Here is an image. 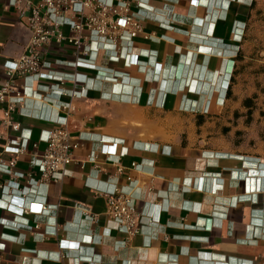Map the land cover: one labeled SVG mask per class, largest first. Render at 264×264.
<instances>
[{
    "label": "crops",
    "instance_id": "crops-1",
    "mask_svg": "<svg viewBox=\"0 0 264 264\" xmlns=\"http://www.w3.org/2000/svg\"><path fill=\"white\" fill-rule=\"evenodd\" d=\"M20 7L0 0V91L11 86L0 100V159L27 142L19 191H3L15 179L0 173V264H264V142H249L253 122L240 125L264 0H114L110 21L134 14L143 31L93 43L89 56L51 40L39 56L55 80L7 76L32 37ZM78 58L87 68L72 65ZM60 119L79 147L67 175L44 182L30 162ZM114 191L135 203L139 233L110 222Z\"/></svg>",
    "mask_w": 264,
    "mask_h": 264
},
{
    "label": "built area",
    "instance_id": "built-area-1",
    "mask_svg": "<svg viewBox=\"0 0 264 264\" xmlns=\"http://www.w3.org/2000/svg\"><path fill=\"white\" fill-rule=\"evenodd\" d=\"M21 2H26L23 8L19 6ZM113 2L114 0H37V3L33 4L31 0H10L12 6L20 7L22 19H25L32 32V37L26 52L17 61L6 64L7 76L10 79L17 75H23L55 80V76L41 73V69L48 68L50 64L48 62L42 63L39 56L42 47L49 44L53 39L59 44L65 42L72 44L77 50H80L84 45L86 56H89L87 48L93 43L110 42V44L116 45L124 37L131 41L143 31L142 20L132 14L111 22L109 13ZM123 5L127 8L125 4ZM86 8H91L95 12L86 15ZM68 12H73L74 16L77 17L68 18ZM65 26L69 27L71 32V36L68 38L61 31ZM119 30H123L124 34H117ZM86 63H88V60L85 58H78L72 65L87 68ZM230 82L231 77L228 84ZM10 88L9 83L4 85V88L0 91L1 101L4 100V94L10 91ZM225 98L226 94L224 100ZM6 115V123L12 125L14 130L18 131L19 126L12 124L9 114ZM57 124L58 127L48 133L45 153L40 157L34 155L30 162L32 168L38 169L44 182L50 180L61 181L67 175L66 167L73 161V152L79 147L78 143H73L70 140L66 128V119L58 120ZM26 143L22 136L19 137L6 149V153L12 154L13 157L7 162L0 159V173L15 179V182H10L15 186V189L10 188V183L1 186V189L7 193L13 190L18 192L20 186L18 181L23 180L25 177L24 173L15 172L14 169L19 156L27 150ZM96 157L93 155L90 159L94 161ZM119 170L121 171V169ZM29 180L38 184L33 178ZM107 195L110 222L115 223L127 234L139 233L141 231L142 215L137 211L132 199L119 191L110 192ZM43 210H47V207L43 206ZM21 212L30 213L28 210H22ZM3 223L6 224L7 221L3 220Z\"/></svg>",
    "mask_w": 264,
    "mask_h": 264
},
{
    "label": "rangeland",
    "instance_id": "rangeland-1",
    "mask_svg": "<svg viewBox=\"0 0 264 264\" xmlns=\"http://www.w3.org/2000/svg\"><path fill=\"white\" fill-rule=\"evenodd\" d=\"M254 36H255V45H254V49L255 51V56H254V60L249 63L248 67H249V79L250 78H254V82L251 85V87L249 88V93L251 91H253V95L252 96H256L254 98V113L251 116V119L249 121V124L251 122H253V135H252V139L249 140V142H253V143H263L264 142V92L262 91V89L264 88V54L263 56H260L259 53L260 52H264V17L262 19V16H257L254 20ZM258 50L260 51L258 53ZM246 78V76H245ZM246 80V79H245ZM246 83L247 80L244 82V88L242 91V94H244L246 97ZM242 110H243V114H244V119L240 121V125L241 126H245L246 125V120H247V116H246V109L243 107L242 104ZM251 137V135L249 136V138ZM246 138L244 139V142H246Z\"/></svg>",
    "mask_w": 264,
    "mask_h": 264
},
{
    "label": "trees",
    "instance_id": "trees-1",
    "mask_svg": "<svg viewBox=\"0 0 264 264\" xmlns=\"http://www.w3.org/2000/svg\"><path fill=\"white\" fill-rule=\"evenodd\" d=\"M231 84H232V78H231V82H230V85H229V87H228V90H229V88H230V86H231ZM228 90H227V92H226V98H227V94H228ZM262 91L264 92V88L262 89ZM256 96L254 95V96H252V97H250V98H247V99H245L244 100V102H243V105H244V107H246L247 109H248V111H247V120H246V123H248L249 124V121H250V119H251V116L253 115V113H254V98H255Z\"/></svg>",
    "mask_w": 264,
    "mask_h": 264
}]
</instances>
